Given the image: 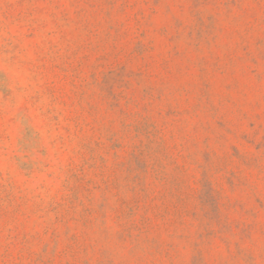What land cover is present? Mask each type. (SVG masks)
Here are the masks:
<instances>
[{
    "label": "rangeland",
    "instance_id": "374dc122",
    "mask_svg": "<svg viewBox=\"0 0 264 264\" xmlns=\"http://www.w3.org/2000/svg\"><path fill=\"white\" fill-rule=\"evenodd\" d=\"M0 264H264V0H0Z\"/></svg>",
    "mask_w": 264,
    "mask_h": 264
}]
</instances>
